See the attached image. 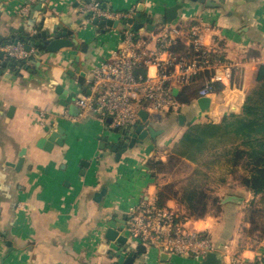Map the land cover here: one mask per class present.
Instances as JSON below:
<instances>
[{
  "label": "crops",
  "instance_id": "obj_1",
  "mask_svg": "<svg viewBox=\"0 0 264 264\" xmlns=\"http://www.w3.org/2000/svg\"><path fill=\"white\" fill-rule=\"evenodd\" d=\"M90 1L107 9L134 10L133 17L143 4L140 35L150 51L156 48L155 36L165 23H202L205 45L235 63L233 85L209 97L211 103L205 110L198 94L208 73L187 86L178 85L180 110L150 116L146 125L154 133L118 155L123 148L116 146L121 129L111 128L110 117L101 113L83 115L77 103L80 96L91 92L93 67L110 58L123 40L121 27L87 21L82 8ZM178 1L0 0V51L4 44L15 42L14 37L25 44L21 35L32 37L46 31L77 42L53 54L38 55L43 47H34L37 54L27 59L5 55L7 60L25 62L19 68H6V73L16 71L15 76L0 74V264H96L108 223L115 220L125 227L127 214L141 201L162 199L164 207L188 212L176 180L162 177L171 172L152 169L149 162H167L191 125L220 123L242 113L247 95L256 86L257 70L264 64V0H208L211 5L184 0L177 18L170 22L167 10ZM186 48V43L180 45L179 51ZM144 69L151 75L158 71L155 64ZM54 133L57 136L50 142ZM23 150L25 159L17 169ZM242 187L244 196L233 190L218 196L219 212L186 217L192 227L214 240L221 264H228L234 256L246 263L264 264V239L249 248L241 239L243 226L249 223L241 225L242 220L237 227L236 207L254 197ZM109 245L116 249L115 242ZM137 250L133 264H203V260L155 248H145L142 254Z\"/></svg>",
  "mask_w": 264,
  "mask_h": 264
},
{
  "label": "built area",
  "instance_id": "obj_2",
  "mask_svg": "<svg viewBox=\"0 0 264 264\" xmlns=\"http://www.w3.org/2000/svg\"><path fill=\"white\" fill-rule=\"evenodd\" d=\"M87 21L94 19L127 20L130 12L107 9L97 1H90L82 8ZM122 28V45L110 58L101 60L91 71L89 94L77 99L82 114H99L111 117V128L130 130L144 124L142 111L150 116L179 111L181 103L175 87L187 86L200 75L208 73V79L199 90V97L217 95L234 82L235 63L216 55V51L203 42L202 23H165L156 34V48L150 51L141 30L132 24ZM187 45V50L175 52L176 44ZM5 55L15 59H27L37 53L27 50L23 42H10L3 46ZM166 56V58H164ZM150 64L158 67L156 74L141 71ZM124 233L139 246L155 248L168 254L181 255L202 261L207 253L216 251L214 240L204 231L190 224V218L172 208L161 207L156 201H141L126 217ZM137 247V248H136ZM228 264L246 263L238 257Z\"/></svg>",
  "mask_w": 264,
  "mask_h": 264
},
{
  "label": "trees",
  "instance_id": "obj_3",
  "mask_svg": "<svg viewBox=\"0 0 264 264\" xmlns=\"http://www.w3.org/2000/svg\"><path fill=\"white\" fill-rule=\"evenodd\" d=\"M180 45L183 43L176 44L173 50L182 52L179 51ZM186 50L187 48L184 51ZM256 81V86L247 95L240 115L232 114L220 123L191 125L177 142L167 162L152 159L149 165L157 171H170L169 166L176 165L175 163L188 160L198 164L200 160L205 159V156L213 155L218 149L215 147L216 143L221 142L223 145L221 156L232 166L233 174L239 168L243 170L241 175L234 178L254 195L249 202L248 222L251 225L250 233L261 240L264 239V137H255V134L261 128L264 130V64L257 70ZM237 116L242 120L238 122L235 129L228 124V121ZM239 135L242 137L241 141L236 144L233 143L234 141L230 142ZM197 172L195 170V174ZM180 199L188 208V212L181 214L184 217H205L209 211L210 202L217 204V210L221 206L220 199L211 197L207 189L198 182L184 187ZM161 200L157 204L164 207L165 204ZM137 251L138 254H142L145 248L140 246Z\"/></svg>",
  "mask_w": 264,
  "mask_h": 264
},
{
  "label": "water",
  "instance_id": "obj_4",
  "mask_svg": "<svg viewBox=\"0 0 264 264\" xmlns=\"http://www.w3.org/2000/svg\"><path fill=\"white\" fill-rule=\"evenodd\" d=\"M183 1L179 0L178 3L167 10V19L168 21H173L177 18L179 10L183 7ZM202 3H208L211 5V2L208 0H195ZM143 4L139 5L138 13H136L135 17L129 18L127 20H112V19H94L93 23L95 25L103 26V27H122V25L132 24L133 28L138 30L143 28L144 22L142 21V13ZM149 22L148 28H152V21L147 19ZM167 22V21H165ZM105 32V29H102ZM25 44L26 49L31 50L34 47H43L41 51H38V55L43 52L55 53L64 47H71L76 44L75 39H67L63 37H53L51 36L49 31L44 33H39L37 35H33L32 37L29 35H21ZM61 36V33H59ZM13 41H17L16 37L12 39ZM5 45V44H4ZM3 45V46H4ZM0 60H3L1 63L0 74H5V77L15 76L16 71H11L10 73H6L5 70L9 66L16 65L17 68L21 67L25 61L20 60H7L5 59V52L0 51ZM176 88L174 92L176 94ZM200 107L205 110L210 106L211 99L209 97L203 96L198 100ZM141 115L143 117L144 124H139L137 126L132 127L130 130H121V141L116 144V146L122 144L123 148L119 149L118 155L124 152L128 147H133L136 143L143 141L147 135L150 133H154L153 128L151 126H147L148 124V113L146 111H142ZM111 120V117L109 118ZM116 131L119 132V129L116 128ZM57 136V133H54L49 138L50 142L54 140V137ZM128 136H131V139H127ZM61 143V141L59 140ZM47 145L45 148L49 149ZM25 159V150L22 151L19 163L17 165V169H19ZM105 190L99 194V197L104 194ZM229 199L233 201H238L236 197H230ZM99 200V199H98ZM224 200V199H223ZM124 223L118 225L115 220L110 221L108 223V228L102 237L101 243L98 247V259L96 264H133L137 257V253L134 252V247L129 243V239L127 235L124 233ZM110 242L116 243V249L110 248ZM128 252V255L126 253ZM165 253V252H162ZM168 254V253H167ZM203 264H221L222 255L217 251H211L207 253L205 258L203 259Z\"/></svg>",
  "mask_w": 264,
  "mask_h": 264
},
{
  "label": "rangeland",
  "instance_id": "obj_5",
  "mask_svg": "<svg viewBox=\"0 0 264 264\" xmlns=\"http://www.w3.org/2000/svg\"><path fill=\"white\" fill-rule=\"evenodd\" d=\"M173 24H182V22H177ZM162 114H166V113H162ZM241 120H242L241 117H238V116L233 117L228 121V124L231 125V127L236 129L238 126V122ZM256 136L264 137L263 128H261L260 130L256 132L255 137ZM240 139H242V137L239 135L238 137H235V139L231 140L230 142L234 141L233 143L236 144L237 142L241 141ZM227 144L230 145L228 141H227ZM215 147H218V149L214 151L213 155L205 156V159L200 160L198 164H195V163L192 164L189 162L186 163V161H184L183 163H178V164L175 163L176 165H170L169 172L171 173L164 175L162 177L167 176L166 177L167 180H171V181L176 180V184L179 189L178 191H182L184 187L191 185V183L198 182V184H202L203 187L207 189L211 197L219 198L218 196H222L231 190L239 191L237 193L241 196H244V194H242V192L244 193V188L241 186L239 181L236 178H234L235 176L241 175L243 170L239 168L233 174L232 166L226 163L223 157L221 156L223 152V148H222L223 145H221V142L216 143ZM195 170L198 171L196 174H195ZM246 198L250 199L251 196H247ZM249 202L244 203L243 206L241 205V206L236 207L237 211L235 213H236V217H238L237 227L242 220L243 222H241V225H243L245 222L246 223L248 222V214L250 210ZM209 210L212 211V214L219 212L217 210V204L215 203L213 204L212 202H210ZM181 214L182 213H180V215ZM245 227L243 226V230L241 231V239L245 241L242 244L247 245L249 248L255 247L257 243L259 244V242L257 238H255L256 236L250 233L251 225L246 224ZM130 242L131 244L135 246L140 245V242L136 239L131 238Z\"/></svg>",
  "mask_w": 264,
  "mask_h": 264
}]
</instances>
